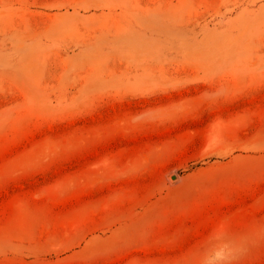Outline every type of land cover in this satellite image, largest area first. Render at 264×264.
<instances>
[{
  "label": "rangeland",
  "instance_id": "rangeland-1",
  "mask_svg": "<svg viewBox=\"0 0 264 264\" xmlns=\"http://www.w3.org/2000/svg\"><path fill=\"white\" fill-rule=\"evenodd\" d=\"M0 264H264V0H0Z\"/></svg>",
  "mask_w": 264,
  "mask_h": 264
}]
</instances>
